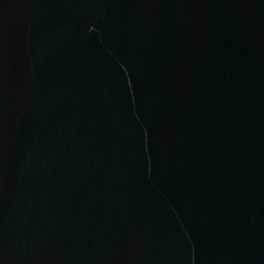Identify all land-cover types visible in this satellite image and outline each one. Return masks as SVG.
I'll list each match as a JSON object with an SVG mask.
<instances>
[{"label": "water", "instance_id": "obj_1", "mask_svg": "<svg viewBox=\"0 0 264 264\" xmlns=\"http://www.w3.org/2000/svg\"><path fill=\"white\" fill-rule=\"evenodd\" d=\"M0 264H264V0H0Z\"/></svg>", "mask_w": 264, "mask_h": 264}]
</instances>
